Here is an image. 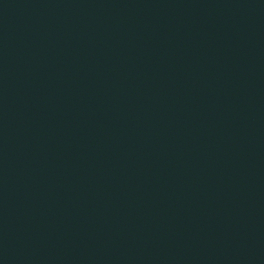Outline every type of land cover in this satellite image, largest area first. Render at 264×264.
I'll return each instance as SVG.
<instances>
[{"label":"water","instance_id":"1","mask_svg":"<svg viewBox=\"0 0 264 264\" xmlns=\"http://www.w3.org/2000/svg\"><path fill=\"white\" fill-rule=\"evenodd\" d=\"M0 264H264V0H0Z\"/></svg>","mask_w":264,"mask_h":264}]
</instances>
